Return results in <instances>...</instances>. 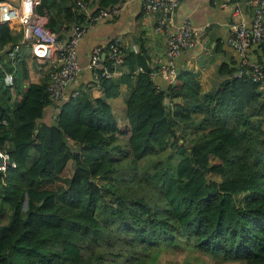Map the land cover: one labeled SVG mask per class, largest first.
I'll return each instance as SVG.
<instances>
[{
    "label": "trees",
    "instance_id": "1",
    "mask_svg": "<svg viewBox=\"0 0 264 264\" xmlns=\"http://www.w3.org/2000/svg\"><path fill=\"white\" fill-rule=\"evenodd\" d=\"M14 41L0 23V52ZM136 55L122 64L145 68ZM221 72L208 90L186 71L162 90L150 69L100 75V97L79 89L47 125L48 83L6 85L0 71V149L17 165L0 172V264H145L182 243L264 264V86ZM121 84L131 93L115 113Z\"/></svg>",
    "mask_w": 264,
    "mask_h": 264
},
{
    "label": "crops",
    "instance_id": "2",
    "mask_svg": "<svg viewBox=\"0 0 264 264\" xmlns=\"http://www.w3.org/2000/svg\"><path fill=\"white\" fill-rule=\"evenodd\" d=\"M7 1L19 8L21 0ZM102 0H40L36 8V16L40 22L60 39H68L76 28L87 26L85 35L78 43V61L81 65L76 80L66 89V96L62 101L53 102L45 108L42 123L51 125L59 113L60 105L68 101L71 94L79 89L87 90L93 97H100L102 91L93 79L90 67V52L97 46L106 48L114 39L122 40L123 52L133 53L146 61L143 68L137 64L114 65L115 71L109 77L119 80L124 74H138L144 69L152 71L151 78L159 89H166L170 80L165 73L158 71V67L166 60V46L168 34L184 20H190L195 27L204 33L197 44L190 50L184 51L176 61L177 71H186L205 90L217 86L229 75L221 72V68H236L237 52L227 43L226 39L232 35L235 28L242 22L250 24L252 8L247 0H181L175 10V18L169 32H156L155 27L158 14H146L140 0H119L118 4L104 9L116 7L117 11L109 16H100V2ZM78 2H87V7H79ZM98 10V13L95 12ZM238 10V12L236 11ZM94 18L92 22L91 16ZM15 37L14 43L21 45L17 57L10 61L5 54L0 53L7 70H12L14 81H19L23 89L28 84H44L49 82L50 66L48 62L33 56L31 48L23 44L22 27L15 23L9 25ZM105 55L103 54V57ZM249 57L264 62V51L257 48ZM139 68H142L140 70ZM120 97L111 100L115 113L121 112L125 100L130 96L131 88L121 84ZM168 104V103H167ZM10 143L7 142V145Z\"/></svg>",
    "mask_w": 264,
    "mask_h": 264
},
{
    "label": "built area",
    "instance_id": "3",
    "mask_svg": "<svg viewBox=\"0 0 264 264\" xmlns=\"http://www.w3.org/2000/svg\"><path fill=\"white\" fill-rule=\"evenodd\" d=\"M180 1L140 0L146 14H158L155 31L163 33L169 32L171 29L175 10ZM247 3L252 8L250 24L242 22L226 41L238 54L234 76L238 78L248 76L253 82L264 86V62L249 57V54L257 48L264 51V0H247ZM39 4L40 0H21L20 7L16 8L7 1H2L0 2V23L8 24V26L18 23L22 27L23 44L31 48L34 57L48 62L50 79L47 92L53 102H58L65 98L67 87L76 80L81 71L78 61V43L85 35L87 26L76 28L68 39H60L37 18L36 8ZM77 4L84 8L88 5L87 2H78ZM116 11V7L101 9L100 16H109ZM236 11L238 12V10ZM90 17L89 21L92 22L94 18L92 15ZM203 33L201 29L186 19L168 34L165 50L166 60L159 65L158 71L167 74L170 83L175 80L178 74L177 58L184 51L192 49ZM122 47L120 38L114 39L108 45L109 58L114 61L115 65L121 63ZM20 48L19 43L7 45L0 53L5 54L6 59L12 61L17 57ZM103 49L102 46H97L92 49L90 54V67L97 85L100 75L109 77L111 74V71L103 65V54L105 55ZM139 69L142 70V68ZM0 71L3 72L4 84L12 85L14 75L5 68L4 60L1 57ZM78 94L79 92L75 91L70 97L75 98ZM16 166L8 149L6 147L0 149V172Z\"/></svg>",
    "mask_w": 264,
    "mask_h": 264
},
{
    "label": "rangeland",
    "instance_id": "4",
    "mask_svg": "<svg viewBox=\"0 0 264 264\" xmlns=\"http://www.w3.org/2000/svg\"><path fill=\"white\" fill-rule=\"evenodd\" d=\"M169 152L161 156L150 157L140 164L141 167H148L156 163L159 159H166ZM175 161H169V167L172 174L174 173ZM172 167V168H171ZM71 170V167L69 166ZM144 170V169H141ZM236 262L223 261L221 258H216L209 253L199 251L195 248H190L185 243L181 245L163 244L154 254L146 260L145 264H235ZM116 264H120L117 261ZM123 264V262L121 263Z\"/></svg>",
    "mask_w": 264,
    "mask_h": 264
},
{
    "label": "water",
    "instance_id": "5",
    "mask_svg": "<svg viewBox=\"0 0 264 264\" xmlns=\"http://www.w3.org/2000/svg\"><path fill=\"white\" fill-rule=\"evenodd\" d=\"M23 208L26 209L27 208V199L24 200V203H23Z\"/></svg>",
    "mask_w": 264,
    "mask_h": 264
}]
</instances>
